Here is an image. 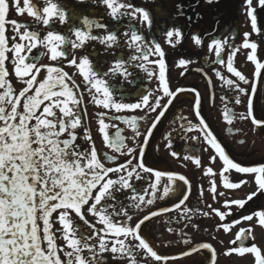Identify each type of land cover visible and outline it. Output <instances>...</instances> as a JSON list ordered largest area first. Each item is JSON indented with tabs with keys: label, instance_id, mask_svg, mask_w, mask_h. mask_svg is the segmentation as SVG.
I'll list each match as a JSON object with an SVG mask.
<instances>
[{
	"label": "snow or ice",
	"instance_id": "6c2138e0",
	"mask_svg": "<svg viewBox=\"0 0 264 264\" xmlns=\"http://www.w3.org/2000/svg\"><path fill=\"white\" fill-rule=\"evenodd\" d=\"M89 2L104 7L106 15L116 22L114 30L87 16L78 18L79 26L70 23L71 9L65 7L61 0H39V3L36 0H0V264H107L106 253H110L113 260H126L128 264H140L138 254L144 264H169V261L180 259L160 254L143 234L144 229L149 227L148 222L172 209L149 210L135 223H132L134 214L130 213L144 212L158 199L164 200L177 194L180 199L176 208L180 209L189 199L191 184L184 175L156 170L147 166L145 161L154 130L183 92L194 93L193 111L197 123L189 120L180 128L188 133L198 130L200 135L191 139L197 142L202 139L218 154L223 163L220 173L223 187L239 189L248 183L247 180L230 182L224 174L232 170L250 174L254 178L255 190L246 199L226 200L224 207L230 209L231 205H236L244 209L254 197L264 195V162L242 166L226 153L201 114L202 97L199 91L194 88L170 89L166 53L162 46L155 40L149 42L132 24H128L122 34L119 32L120 22L125 17L130 21H139L140 25H146L151 31L155 22L153 14L147 8L125 0H76L77 4ZM206 3L218 4L219 0H206ZM176 7L179 15L183 16L182 6ZM258 9L264 10V0H243V14L250 22L251 33H243L240 47L250 50L246 59L254 65L251 80L233 66L232 58L239 51L234 44L211 36L207 47L216 57L214 63L220 65L225 64L222 58L224 46L231 50L226 67L237 79L225 78L218 70L215 75L223 85L239 93L234 98L235 104L241 103V96L247 97V113L241 114V118L250 119L254 128L261 129L264 128V120H258L253 114V97L257 93L258 82L264 79V61L258 57V42L250 40L253 33L264 35V24L258 26ZM11 10L18 16L27 15L33 23L9 19ZM197 19L200 17L197 16ZM57 21L61 26L67 25L74 38L56 31L53 25ZM39 25L46 29L43 36L39 30H30ZM9 27L12 32L10 37L7 35ZM94 29L103 30L104 35L93 34ZM165 35L166 43L171 47L181 44L182 32L179 28L168 30ZM192 40L195 46H203V39L199 35H193ZM89 41H98L104 46L105 53L113 52L114 58L107 71H98L86 53ZM124 46L131 55L117 58L115 49ZM38 48L45 51L33 56V50ZM44 56L52 62L66 61V66L75 68L76 72L69 75L62 66L40 64ZM152 56L158 58L152 60ZM6 62L11 63V72ZM190 63V60L180 59L178 66L186 68ZM137 69L145 73L147 79L155 78L158 85L154 90L140 91L135 102H128L124 98V85H135L133 77ZM42 72L45 75L38 79ZM13 74L23 85L18 93L8 79ZM76 74L82 77L83 89L73 78ZM241 83L250 85V89L241 87ZM85 92L90 103L97 109H103L96 112V124L105 147L119 156L127 157L124 162L117 164V155L104 153L103 160L114 165L106 167L98 155L91 129L86 123L87 108H82ZM165 98L166 102L162 103ZM221 99L224 100V97ZM136 110L144 115H120ZM152 113L157 115L149 121ZM233 118L234 114L226 106L224 121L230 125ZM180 119L186 118L182 116ZM115 121L129 128L131 136L123 135L124 130ZM142 126L145 129L143 132ZM77 129H83V136L78 135ZM109 129L115 131L110 133ZM140 137H143L142 141ZM78 139L87 141L90 150L81 151ZM166 139L171 148V140ZM171 155L176 157L178 154L173 151ZM184 159H191L197 167L200 166L198 157L185 155ZM215 160L214 155L210 163ZM109 174H116V178H111ZM144 174H150L147 177L148 186L142 192L137 191L133 180L145 179ZM204 175H214L213 169L208 167ZM165 178L166 182H163ZM210 184L209 191L215 200L217 186L214 180ZM122 192H131L126 198L127 203L120 201L116 195ZM219 195L224 196V192ZM200 196L203 197V190ZM85 207L87 216L96 218L95 223L87 219ZM208 208L222 222L231 215L230 210L221 212L210 204ZM194 211L200 210L184 207L182 215L191 220L189 213L194 214ZM73 215L90 231H83L74 222ZM201 215L208 217L209 212H202ZM254 217L264 227V210H256L231 223H221L217 230L223 229L228 233L235 225L252 221ZM56 224L60 227L53 230ZM192 226L198 227L195 224ZM252 231V228H241L230 242L237 246L227 250L225 255L236 253L244 256L248 253L254 256V264H264V251L255 244H245L252 237ZM57 233H60L63 246L57 243ZM181 237V242L186 246L192 244L191 239L184 238L183 234ZM202 249L212 253V264H215V249L206 242L186 249L184 256Z\"/></svg>",
	"mask_w": 264,
	"mask_h": 264
},
{
	"label": "flooded vegetation",
	"instance_id": "af4514ba",
	"mask_svg": "<svg viewBox=\"0 0 264 264\" xmlns=\"http://www.w3.org/2000/svg\"><path fill=\"white\" fill-rule=\"evenodd\" d=\"M39 3V0H36ZM125 2H131L137 6L147 8L155 17V22L151 31L147 26L140 25L139 21H130L125 17L121 22L119 32L127 30L126 26L132 24L138 29L144 37L151 42L155 40L159 43L166 53L165 61L167 64V77L171 90L177 88H194L201 94L202 103L200 107L201 114L205 118L206 122L210 126L217 140L225 148L226 153L235 161L239 162L242 166H255L260 162H264V128L256 129L251 123V120H245L241 118V114L247 113V97L241 96V103L235 104L234 98L239 95L238 92L231 90L228 86L223 85V82L218 79L215 72L218 70L222 76L229 79L236 80L231 73L227 71V59L229 52L231 51L227 46H224L222 52V58L225 60L224 65L214 63L216 57L214 53L208 51V43H210L211 36H215L216 39L221 41L228 40L230 44H234L239 51L232 58L233 66L240 71L246 78L251 80L254 73V65L247 61L246 56L250 50H245L241 46L243 42V33H251L250 22L246 15L243 14V0H219L218 4L208 5L206 0H125ZM61 3L65 7L71 9L70 11V23L79 26V17L87 16L89 19L97 20L101 23H105L109 26V30H114L116 22L112 21L110 17L106 15V10L103 6L93 5L90 2L86 4H77L76 0H61ZM177 5L182 6L184 12L183 16L178 13ZM197 16L200 19H197ZM191 17V19H189ZM9 19H14L20 22L32 24L33 20L27 15L18 16L14 10L10 11ZM264 24V10L258 9V26ZM54 29L66 36L74 38L68 31V26H61L59 22L54 23ZM179 28L182 32L181 44L173 48L166 43L167 37L166 31ZM30 30H39L41 36L46 32V29L42 25L38 28ZM264 32V29H262ZM95 35H104L103 30L93 31ZM211 34V35H210ZM7 35L10 37L12 32L7 31ZM199 35L203 39V46L197 47L194 45L192 36ZM175 39V37H173ZM251 41H256L259 44L258 57L261 61H264V35L257 36L251 34ZM11 43V41H10ZM44 49H34L32 55L35 56ZM86 53L90 55L95 67L98 71H107L113 60V52L110 50L107 53L104 51V46L99 44L98 41H89L86 44ZM116 57L123 56L127 58L131 55L127 46L119 49H115ZM11 56V54H8ZM158 57L152 56L150 59L155 60ZM180 59L190 60L191 63L187 67H179L178 61ZM40 64H53L64 67L65 71L72 75L76 72L73 67L66 66V61L60 60L52 62L47 56L41 57ZM9 71H12V65L10 62H6ZM155 67V65H150ZM201 69V71H197ZM183 73V75H182ZM45 73H41L38 79H42ZM76 83L81 84L82 77L76 74L73 77ZM12 83L13 88L18 93L23 87L13 75L8 77ZM135 85H124L126 89L125 100L128 102H135V99L139 96L140 91L154 90L157 88L158 81L155 78L151 80L147 79L145 73L138 69L134 73ZM114 83V82H113ZM241 87L249 88L250 85H243ZM159 94V93H157ZM193 97L192 92H183L179 95L177 100L170 106L165 116L161 118V122L154 130L152 137L149 140V147L146 152V165L156 170L176 173L184 175L191 184V193L189 199L181 205L180 209L176 208L180 197L179 194L170 196L164 200H157L153 205L145 208L144 212L134 214L135 223L136 219L141 218L149 210H162L172 209L169 212H162L159 217L153 218V221L148 222L149 227L144 229V235L148 240L156 247L158 252L163 255L180 257L175 261H169V264H212V253L209 250H200L194 252L190 256H184V251L190 247H194L199 243H209L215 249L216 258L215 264H254V256L252 254H244L240 256L236 253L225 255V252L231 248L236 247L230 243L235 239L237 232L241 228H252V237H249L245 241L246 246H252L255 244L262 251H264V227L258 224V219L253 218L252 221H243L242 223L235 225L230 229L228 233H225L223 229L217 230V226L221 223H231L240 217L249 215L256 210H264V195L254 197L253 201H250L244 209H239L236 205H231L230 209L224 207L226 200H238L246 199L247 195L255 190L254 178L250 174L236 173L234 170L224 175L229 178L230 182H239L241 180H247L248 183L241 186L239 189H226L223 187L221 178V171L223 163L220 161L218 154L215 153L209 145H207L202 139L197 142L191 139L192 136H199L198 130H194L191 133L185 132L180 128L181 124H187L189 120L193 123H197L193 111ZM224 97V100L221 98ZM154 99V97H153ZM165 98L162 103H165ZM87 108L88 119L87 126L90 127L93 139L95 141V147L98 151L102 162L106 167L114 166L109 162L103 160V154L117 155V164L124 162L127 157L119 156L112 150L105 147L101 136L97 132L96 124V112L103 111V109H97L92 103L87 93H84V105L82 108ZM231 109L234 114L232 124H227L223 119V113L225 107ZM253 109L254 116L258 120H264V79L258 82L257 93L253 97ZM159 111V110H157ZM59 115V113H58ZM120 115H136L143 116L144 113L136 110L125 111ZM157 113H152L149 116V121L154 118ZM185 117V120H181L180 117ZM107 122V121H106ZM34 123V121H33ZM119 128L123 129V135L131 136V130L120 121H115ZM145 129L142 126L141 131ZM115 129H109L110 133H113ZM79 136H83V129H77ZM169 134H171L169 136ZM66 137V134H65ZM62 137V138H65ZM168 137L171 140V148L168 147ZM143 140V137H140ZM243 140L244 143H239ZM81 151H89L90 146L87 141L78 139ZM129 146H132L131 141H128ZM207 149V151L205 150ZM176 152L178 155L173 157L172 152ZM185 155H191L200 159V166L191 160H185ZM216 156L214 163H210V158ZM208 167L213 169L214 175L205 176L204 170ZM111 178L115 179L116 174H109ZM150 174H144L145 179L140 181L133 180V184L137 191H141L144 187L148 186V179ZM154 179V177L152 178ZM215 181L217 186L216 199L213 200V194L209 191L211 184L210 181ZM163 182H166V178ZM203 190V197L200 196V191ZM224 192V196H220L219 193ZM120 201L127 203V196L131 195V192H122L116 194ZM147 198V197H146ZM211 205L214 209H219L221 212L231 211V215L227 216L225 221H220L219 218L208 208ZM188 207L189 209H199V212L189 213L192 215V219L188 220L182 215V209ZM209 212L208 217L201 215L202 212ZM85 214L86 207H85ZM56 213L53 214L55 219ZM74 222L79 224L83 231L86 233L90 230L83 225L78 218L73 215ZM90 222L95 223V219L92 216H87ZM123 219L122 217L120 218ZM198 225L194 228L192 225ZM60 226L56 224L55 228ZM98 227H102L98 225ZM171 229V231H168ZM207 229V231H206ZM181 234L184 238L192 240L191 245H185L181 242ZM60 233H57V243L63 246L64 242L59 239ZM62 255V254H61ZM107 264H128L126 260H113L110 253H106ZM63 258V257H62ZM137 260L140 264H144L141 259V255H137Z\"/></svg>",
	"mask_w": 264,
	"mask_h": 264
}]
</instances>
